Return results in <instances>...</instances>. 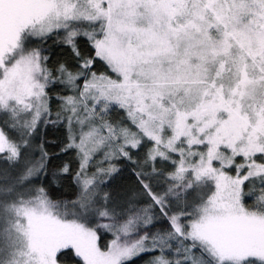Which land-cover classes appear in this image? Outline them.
Segmentation results:
<instances>
[{
	"label": "snow or ice",
	"instance_id": "obj_1",
	"mask_svg": "<svg viewBox=\"0 0 264 264\" xmlns=\"http://www.w3.org/2000/svg\"><path fill=\"white\" fill-rule=\"evenodd\" d=\"M0 264H264V0H0Z\"/></svg>",
	"mask_w": 264,
	"mask_h": 264
}]
</instances>
